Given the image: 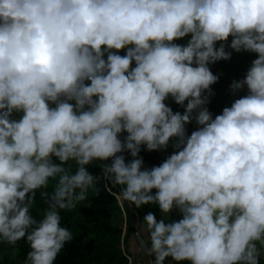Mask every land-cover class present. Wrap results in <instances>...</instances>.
<instances>
[{
  "label": "clouds",
  "instance_id": "1",
  "mask_svg": "<svg viewBox=\"0 0 264 264\" xmlns=\"http://www.w3.org/2000/svg\"><path fill=\"white\" fill-rule=\"evenodd\" d=\"M229 48L257 58L213 117L210 65ZM170 146L145 167L142 151ZM100 179L158 206L141 222L149 264H261L264 0H0V243L26 238L23 264H54L74 238L61 211Z\"/></svg>",
  "mask_w": 264,
  "mask_h": 264
},
{
  "label": "trees",
  "instance_id": "2",
  "mask_svg": "<svg viewBox=\"0 0 264 264\" xmlns=\"http://www.w3.org/2000/svg\"><path fill=\"white\" fill-rule=\"evenodd\" d=\"M188 39L190 37L178 40L176 43L186 44ZM217 47H219V43ZM228 50L232 51L230 48ZM119 54L124 55V51L122 50ZM256 58L257 54L252 56L248 52L236 53L232 51V56L229 60L216 62L218 75L220 72L218 76L219 83L215 87L214 96L208 105L213 117L223 111V109L219 110V104L224 103L223 105H227V102L233 103L235 99L247 94L246 88L233 94L231 84L233 81H238L245 77L248 71L245 69L246 65H248L249 69L252 61ZM212 88L214 87L212 86ZM166 103L174 111H184L181 106L175 104L171 99L166 101ZM20 115V113H16L14 118L19 119ZM197 127L195 122L188 125V133L191 134ZM174 150L170 146L166 151H142L141 155L144 158L145 167L158 166ZM127 158L131 159L130 156ZM102 163L98 160L94 161L87 166L88 170L95 176L101 177ZM74 170L75 166L73 167ZM54 184L55 181L50 180L49 188L47 189L49 192L52 191ZM106 184L105 180L100 179L95 188L88 190L85 201L78 203L74 210L61 211V226L69 229L74 238L65 244L54 264H129L131 255H134L132 257L136 260L135 256L137 254H131L129 250L130 238L135 236L137 231L141 233V223L139 229L135 226L136 215L140 216L142 222L144 215L150 211L154 212L158 219L162 218V214L158 206L154 204L136 208L133 204L124 201L122 207L116 199V194L120 191L119 186L112 187L107 184L106 187ZM46 207L40 198L39 191H37L31 214L39 220L43 217ZM172 218L178 219L179 216L174 212ZM125 228L127 231L124 236ZM123 246H125L124 249ZM30 250L26 238L18 241L14 246L6 242L0 243V264H14L16 260L18 264H23ZM139 250L141 252L140 247ZM133 264H136V262L134 261ZM165 264H175V262H172L171 258H169L165 261ZM181 264H190V262L185 261L181 262ZM261 264H264V259H262Z\"/></svg>",
  "mask_w": 264,
  "mask_h": 264
},
{
  "label": "crops",
  "instance_id": "3",
  "mask_svg": "<svg viewBox=\"0 0 264 264\" xmlns=\"http://www.w3.org/2000/svg\"><path fill=\"white\" fill-rule=\"evenodd\" d=\"M231 104H232V102H230ZM125 236V235H124ZM147 237V236H146ZM145 238V237H144ZM146 239V238H145ZM136 238L134 237V236H132L131 238H130V241H129V243H130V248H129V250L131 251V254H137L135 257H136V259H138V258H140V257H142L143 258V262H142V264H149V259H148V257H147V255L141 250V252H140V250H139V247L140 246H138V245H136ZM123 249H124V247H123ZM131 256H133L134 257V255H131ZM138 263L139 264H141V262L140 261H138Z\"/></svg>",
  "mask_w": 264,
  "mask_h": 264
},
{
  "label": "rangeland",
  "instance_id": "4",
  "mask_svg": "<svg viewBox=\"0 0 264 264\" xmlns=\"http://www.w3.org/2000/svg\"><path fill=\"white\" fill-rule=\"evenodd\" d=\"M250 55H256L255 53H249ZM210 68H211V70H212V72L214 73V74H216L217 73V65H216V63L214 64V65H210ZM246 70H248V65H246V68H245ZM219 75H220V72H219ZM218 75V73H217V76H219ZM218 83H219V80H218V82L216 83V84H214L213 85V92H214V89H215V87L218 85ZM224 104V103H223ZM223 104H219V110L221 111L222 109H224L225 107H230L231 106V103L230 102H227V105L225 104V105H223ZM222 112V111H221ZM221 112H220V114H221ZM196 126H198V125H196ZM141 230V232H142V228L140 229ZM144 237L146 238V240H147V237L144 235ZM124 248H125V246H123ZM131 259H132V261H135L136 262V264H138L137 262L138 261H140L141 263L143 262V258L142 257H140V258H138V259H133V257L131 256L130 257ZM130 259V260H131ZM18 264V261L16 260L15 262H14V264Z\"/></svg>",
  "mask_w": 264,
  "mask_h": 264
},
{
  "label": "water",
  "instance_id": "5",
  "mask_svg": "<svg viewBox=\"0 0 264 264\" xmlns=\"http://www.w3.org/2000/svg\"><path fill=\"white\" fill-rule=\"evenodd\" d=\"M119 204L123 207V205H124V201L123 202H120L119 201ZM124 214H125V216H126V212L124 211ZM140 223H141V218H140V216L139 215H136V221H135V226H136V228L137 229H139V227H140ZM126 228H125V230H124V235L126 234ZM135 238H136V245H138V246H140V239H141V237H140V232L139 231H137L136 233H135V236H134ZM144 239V241H146L145 240V238H143ZM140 249H141V247H140ZM142 250V249H141ZM145 254H146V252L144 251V250H142ZM147 255V254H146ZM147 257H148V259L150 260V259H152L151 257H149L148 255H147Z\"/></svg>",
  "mask_w": 264,
  "mask_h": 264
},
{
  "label": "built area",
  "instance_id": "6",
  "mask_svg": "<svg viewBox=\"0 0 264 264\" xmlns=\"http://www.w3.org/2000/svg\"><path fill=\"white\" fill-rule=\"evenodd\" d=\"M129 259H131L130 257H129ZM134 263V261H132V259L130 260V263L129 264H133ZM138 263V262H137ZM139 264V263H138Z\"/></svg>",
  "mask_w": 264,
  "mask_h": 264
}]
</instances>
